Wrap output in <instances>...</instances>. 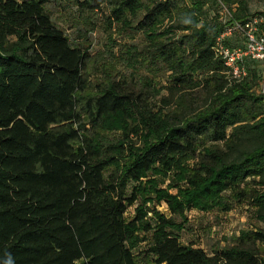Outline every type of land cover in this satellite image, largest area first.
I'll list each match as a JSON object with an SVG mask.
<instances>
[{
  "label": "trees",
  "instance_id": "obj_1",
  "mask_svg": "<svg viewBox=\"0 0 264 264\" xmlns=\"http://www.w3.org/2000/svg\"><path fill=\"white\" fill-rule=\"evenodd\" d=\"M206 1L76 0L110 7L123 26L131 16L148 34L153 65L171 72L156 106L150 89L125 80L87 94L88 53L54 24L48 0H0V264H137L139 232L150 233L143 253L155 264H264L262 73L249 60L236 80L214 49L228 25L251 19L248 4L223 0L237 5L223 24ZM234 37L225 45L242 44ZM115 129L121 141L101 133ZM173 170L190 187L181 200L142 186L148 173ZM225 190L248 199L263 226L212 253L183 244L173 219L146 220L143 204L125 218L148 191L180 214L218 205Z\"/></svg>",
  "mask_w": 264,
  "mask_h": 264
},
{
  "label": "rangeland",
  "instance_id": "obj_2",
  "mask_svg": "<svg viewBox=\"0 0 264 264\" xmlns=\"http://www.w3.org/2000/svg\"><path fill=\"white\" fill-rule=\"evenodd\" d=\"M246 1V18H258L264 22V0ZM45 8L69 42L88 53L84 73L90 86L87 94H95L112 80H125L137 89L147 87L155 95L151 102L156 106L159 105L160 96L168 94L164 88L170 84L171 72L162 65H153L156 57L149 47L148 34L138 29L137 20L130 16V23L123 26L110 20V7L84 10L76 0H48ZM236 8V4L228 6L223 0H217L216 3L208 0L204 6L207 16H217L223 24H230L229 20ZM241 41V36L236 35L232 46ZM256 65L262 73V83L258 91L264 93V64ZM101 133L110 142L121 141L124 135L121 129ZM119 161L123 163L122 159ZM192 164L194 160L187 161V170ZM181 173L180 170L170 171L166 175L150 172L142 179V186L147 190H163L181 200V191L190 188L185 180H179ZM151 181L154 187L149 188ZM131 186L132 183L128 187ZM243 186L248 190L252 185L248 181ZM219 197L218 205L212 203L207 208L186 207L182 213L173 214L165 199L159 198L154 191H148L136 204L128 208L125 218L127 221L132 220L136 208L143 204L147 212L146 220L154 223L155 213L173 219L177 224L175 232L183 244H193L212 253L217 248L233 245L243 232L263 226L249 200L239 197L236 191L225 190ZM138 234L143 238L146 236L147 240L139 242L133 249L137 264H155L153 256L143 253L150 244V233Z\"/></svg>",
  "mask_w": 264,
  "mask_h": 264
},
{
  "label": "built area",
  "instance_id": "obj_3",
  "mask_svg": "<svg viewBox=\"0 0 264 264\" xmlns=\"http://www.w3.org/2000/svg\"><path fill=\"white\" fill-rule=\"evenodd\" d=\"M261 20L251 18L244 22L235 21L230 24L218 38L215 52L220 56L229 72L236 80L242 79L248 73L247 62L254 60L264 63V31L260 29ZM240 35L242 44L229 47L225 45L227 38Z\"/></svg>",
  "mask_w": 264,
  "mask_h": 264
},
{
  "label": "clouds",
  "instance_id": "obj_4",
  "mask_svg": "<svg viewBox=\"0 0 264 264\" xmlns=\"http://www.w3.org/2000/svg\"><path fill=\"white\" fill-rule=\"evenodd\" d=\"M6 264H11V259H9V261H8V262H6Z\"/></svg>",
  "mask_w": 264,
  "mask_h": 264
}]
</instances>
